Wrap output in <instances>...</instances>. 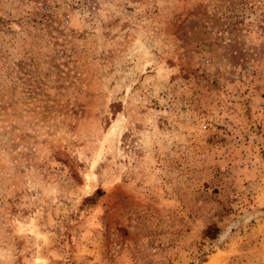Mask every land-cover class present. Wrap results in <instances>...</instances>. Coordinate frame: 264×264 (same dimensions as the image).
Returning a JSON list of instances; mask_svg holds the SVG:
<instances>
[{
	"label": "rangeland",
	"instance_id": "374dc122",
	"mask_svg": "<svg viewBox=\"0 0 264 264\" xmlns=\"http://www.w3.org/2000/svg\"><path fill=\"white\" fill-rule=\"evenodd\" d=\"M212 261L264 264V0H0V264Z\"/></svg>",
	"mask_w": 264,
	"mask_h": 264
},
{
	"label": "trees",
	"instance_id": "16d2710c",
	"mask_svg": "<svg viewBox=\"0 0 264 264\" xmlns=\"http://www.w3.org/2000/svg\"><path fill=\"white\" fill-rule=\"evenodd\" d=\"M103 195H104V191L99 187L94 191L92 195L83 198L82 205L84 207H89L91 205H94L96 204L98 199L101 198ZM217 232H218L217 228H213V229L208 228L204 232V236L210 239H215Z\"/></svg>",
	"mask_w": 264,
	"mask_h": 264
},
{
	"label": "bare ground",
	"instance_id": "6f19581e",
	"mask_svg": "<svg viewBox=\"0 0 264 264\" xmlns=\"http://www.w3.org/2000/svg\"><path fill=\"white\" fill-rule=\"evenodd\" d=\"M93 172V171H92ZM93 174V173H92ZM90 180H92V177H90ZM208 264H216V262L214 261H212L211 263L209 262Z\"/></svg>",
	"mask_w": 264,
	"mask_h": 264
}]
</instances>
